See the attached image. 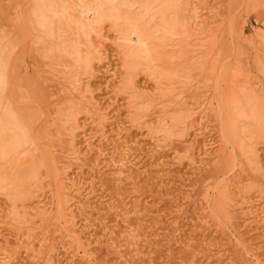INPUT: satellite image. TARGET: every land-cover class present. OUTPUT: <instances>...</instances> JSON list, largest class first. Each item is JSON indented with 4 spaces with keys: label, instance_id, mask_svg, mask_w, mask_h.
<instances>
[{
    "label": "rangeland",
    "instance_id": "obj_1",
    "mask_svg": "<svg viewBox=\"0 0 264 264\" xmlns=\"http://www.w3.org/2000/svg\"><path fill=\"white\" fill-rule=\"evenodd\" d=\"M194 2L199 9V21L209 19L212 27H205L200 38L196 36L198 41L190 45H206L207 49L210 45L208 52L179 60H163L153 52L155 56L147 60L149 67L134 66L137 69L129 72L109 44L105 54L110 61L99 64L94 60L92 70L88 71L77 54L84 48L82 36L63 33L58 27L53 28L52 34L47 33L41 25L36 0H0V59L5 68L0 69L6 79L2 105L10 107L24 125L28 141L24 154L28 163L25 161L27 165L24 163L20 171L35 175L31 181L35 183L27 184L26 193L18 196L15 203H7L5 191L0 192V204L6 213H11L8 219H12H5L6 223L0 225V251L11 257V264H264V198L260 195L264 174L248 171L249 178L256 181L250 185L247 175L238 178V172L231 171L227 162L235 151L240 164L246 166L244 153L239 152L241 146L264 144V53L253 49H258L257 36L264 33V0ZM181 4L180 12L185 11L184 16L190 17L185 2ZM255 7L258 12L253 13ZM56 10L62 12L61 5L57 4ZM247 12L252 14L246 22L243 13ZM159 24L157 21L151 31ZM211 28L218 30L215 37ZM104 29L106 33L110 31L111 40L118 37L112 33L110 22L104 24ZM92 38L95 40V35ZM174 39L179 42L177 37ZM168 64L177 70L173 76L167 75ZM107 65L111 74L105 75ZM128 73L132 74L127 82L112 78L113 74ZM158 76L164 86L157 90L153 78ZM232 76L240 82L228 93ZM79 79L83 87L89 84V89L78 96L72 92V96H85L99 104L108 120L105 131L91 125L87 116L77 111L75 102L70 101L73 97L64 94L58 85L66 82L68 87ZM130 81L145 91V97L156 98L159 107H167V116L162 115L173 117L170 124L178 126L176 132L159 134L167 139L164 146L154 145L146 129L148 120L136 127L128 122L127 95L118 91ZM188 97L185 110L181 102ZM249 99L259 103L258 111H251L254 107L250 108ZM231 100H240L241 106L230 118L225 115V105ZM203 108L208 117L204 129L195 132L196 129H190L191 114ZM2 117L0 112V120ZM73 123L78 140L74 150L83 161L80 167H72L70 175H81V183L88 188L83 191L86 198H77L76 203L84 211L75 212L77 217L70 218L76 219L69 229L80 237L81 246L75 235L66 232L64 223L57 220L56 209L59 196L55 169L61 172L75 153L67 136V131L74 129ZM239 124L241 131L235 127ZM231 131L234 138L229 140L227 132ZM196 133L201 137L194 144L195 165L188 155ZM261 165L264 169V160ZM253 166L254 163L248 168ZM235 179H240L242 192L233 191ZM226 189L234 203L226 201L223 205L236 208L229 211L230 223L220 203ZM38 198L49 206L46 213L52 214L45 221L34 216ZM242 203L254 205L252 210L259 209L260 218L247 216L250 210ZM8 221L26 229L33 225L41 227L36 234H46L53 247L42 250L41 258L29 256L25 244L17 245L11 232L2 230ZM34 250L41 252L37 246Z\"/></svg>",
    "mask_w": 264,
    "mask_h": 264
},
{
    "label": "bare ground",
    "instance_id": "obj_2",
    "mask_svg": "<svg viewBox=\"0 0 264 264\" xmlns=\"http://www.w3.org/2000/svg\"><path fill=\"white\" fill-rule=\"evenodd\" d=\"M183 2H185V7H187V11L190 12V15H191L190 17L189 16L185 17L184 15L186 12L185 11H184L185 13L182 11L180 12L179 10V8H181L179 7V4L181 3L183 4ZM195 2L194 0H55V1L54 0L53 1L36 0V3L39 7L38 16L42 18L41 25L47 30L46 31L47 33L52 34L53 28L58 27L59 30L62 29L64 31L63 33H69L72 35H75L77 33L76 35L82 36L81 39L83 41H81L82 42L81 44L84 48L80 49V52H77V54L79 56V59L82 61V63H86L87 65L86 67L89 69L88 71L92 70L93 68L92 65H93L94 60H98L99 64L100 63L106 64L107 60L110 61L108 57H106V54L108 52L107 44H109L113 46L114 49H116L115 51L117 53V57L119 61L122 62L124 67H126L125 69H127V71L129 72H131L132 70L134 71V69L136 70L137 66L147 65V67H149L150 66L148 65L149 61L147 62V60L153 58L154 54L157 56L158 54L161 55V58H163V60L171 59V58H176L179 60V59H186L189 56L191 57L192 54L194 53L202 52L204 54L208 52L210 45L208 49L206 48L207 47L206 45H193V46L190 45L193 43V41H198L197 37L199 36L200 38L201 36L200 32L203 31L205 27H206V30L208 29V27L209 28L210 26L212 27V23L209 19L199 21L201 20L200 17L198 16L199 12H197L199 11V9L196 6ZM57 4L61 5L62 12H58L59 10L58 11L56 10ZM262 6L264 8V3L262 4ZM259 9H260L259 11H261V8ZM251 11L253 13L258 12V9H256L255 7ZM250 13L251 12H247L246 14L243 13L244 14L243 20L247 22L249 19ZM157 21H160V24L152 32L151 30H153L152 28L156 24ZM107 22L111 23L112 29H113L111 31L114 35L116 34L118 36L117 38L115 37L114 39L111 40V38L109 37L110 31H107V33L105 32L104 24ZM217 31L218 30H216L215 28H211L210 33H212V36L215 37L214 34L217 33ZM93 35H95V40H93L92 38ZM174 37H177L179 39V42L175 43L176 39H174ZM257 37L259 38V41H260V43L257 42L259 44V47L258 49H255V48L253 49L255 52L256 51L258 53L260 52L262 55L264 53V33L261 32V34H259V36ZM95 41H97L100 45L96 46ZM253 44L255 45L256 41ZM71 45L73 44L71 43ZM189 45L191 49H189ZM159 47H161V49L158 51ZM103 52L104 54H102ZM93 57H95V59ZM145 61L147 63H144ZM170 66L171 64L167 65V70L170 71L167 75L173 76L175 71L177 72V70H175L172 66L171 67ZM1 67L4 68L2 61L0 59V68ZM106 68L107 70L104 69L106 71L105 75L109 74L110 73L109 71H111L109 70L110 67L108 65ZM147 70L149 72V69ZM91 74L93 73L91 72ZM131 74L130 73L125 74V75L120 74L119 76H117L116 74H113V76L112 75L111 76L112 78L117 77L118 80H120L121 82L122 81L127 82V80L129 79L128 77L131 76ZM88 78L91 79L90 77ZM164 79L165 78H163V80ZM5 80H4V75L2 74V71L0 69V112H3V117L0 120L1 121L0 122V192L5 191L4 194L3 193L1 194H3V196L7 198V199L5 198L7 203H10V202L15 203L16 198L18 196H23L26 193V190H27L26 186L27 184L30 185V182L35 178L34 177L35 175L26 174V173L22 174L20 171L22 166H24V163L25 165H27L25 161H27L28 163L27 157L25 156L26 153L24 154L25 147L28 145V141H27V136L25 135V132H24V125H22L21 121L18 120V118L14 115L10 107L4 108L5 105L4 106L2 105L4 86L6 84ZM153 81H154L153 83L157 85V87L155 88L157 90L160 88V86H164L159 76L158 78L157 77L153 78ZM230 82L231 84L229 86L230 88H228L229 89L228 93L233 91V89L239 84L240 81L237 76H232L230 79ZM66 84H67L66 82H63V83H59L58 85L60 86L64 94H66L67 96L73 97L71 100L70 99L69 100L72 102H75L74 104L76 105V108L78 106L77 111L84 113L87 116V118L91 121L90 122L91 125L93 124L100 131H105L108 120H106V112L100 111L101 109H99L98 107L99 104L93 103L94 101L93 99L89 100L87 99L88 97L86 98L85 96L81 99H77L78 97L76 98V96H72V92L77 94V96L84 94V92H86L89 89L88 88L89 84L83 87L82 80L80 79L71 83V85L68 87L66 86ZM135 85L136 84L134 82L130 81V83L128 82V84H125L122 87H120L118 91V93H123L127 95L125 102L127 105L126 109L129 111L128 112L129 113L128 122L132 125H135L134 127H136V126L143 125V124L145 125L146 123L145 121L148 120L149 123H146L147 125L146 129L149 132L154 145L160 147L161 145L164 144L165 140L167 139H165L166 138L165 136L163 135L160 136L159 134L161 132L173 133V132H176L179 128L175 124L174 125L170 124V122L173 120V117H164L162 115L163 113L165 115L167 114V107H159L160 103H158L159 101H157L156 98L154 99L152 98V96L150 98L145 97L144 95L145 91L140 88H137L136 87L137 85L136 86ZM55 86H56V83H55ZM187 100H185L184 102H181V104L183 103L182 105L186 106L185 110L189 106L188 102L190 98ZM250 101H249L251 104L250 108L252 109L254 107L251 111L252 112L258 111V109L260 108V105H258L259 103H257L256 100H250ZM70 105L72 106L73 104L71 103ZM225 106H226L225 108L226 114L225 113L224 114L227 115V117L231 118V116L241 106V101L231 100ZM191 110L194 111V109H191ZM204 110L205 109L203 108L202 110H199L200 112L197 110L196 112H192L191 114V116L193 117L191 119L193 120V124L190 126V129H194V130L196 129L195 132L198 130L201 131V129H204L203 126H205L204 125L205 119L208 117L206 114V111ZM72 112L73 111L69 113H72ZM257 116H258V113H257ZM258 117L259 119L261 118V116H258ZM260 121L259 123H261ZM233 123L234 125H236L235 121H233ZM73 125L74 123L72 124V127H74ZM235 127L241 131V128H242L241 124H239L238 127L237 126ZM67 129H69V126L67 127ZM72 130L69 129L67 131L68 132L67 136L70 137L69 140L71 141L73 151L75 152L74 148H76L75 146L78 141L76 137L77 135L75 133L77 128L74 127V129ZM187 130L189 131L188 128ZM225 131H229V130L225 129ZM232 134H233L232 131L231 133L227 132V138L229 140L230 139L232 140L234 138ZM235 136H236V133H235ZM200 137H201L200 133L193 134V137H192L193 142L190 143V146H189L190 154L188 155L189 157L188 159H190V162L195 161L194 160V148H195L194 144H196L197 139ZM86 142H87V139H86ZM206 144L204 145V148H203L205 149V151L208 146V144L207 145ZM263 145H261V143H256V144L255 143H245L241 146L239 152L244 153L243 156L246 160L245 162L247 163L246 166L245 165L242 166L240 164L237 158L238 157L237 154L234 153L235 151L233 152V154L231 153L228 156V159H227L228 167L231 169V171L234 170V172L235 171L238 172V176L236 175L238 178L244 175H247L246 177L249 178V175H250L249 172L254 171V170L255 171L257 170L259 172L262 171L264 174V169L260 168V166H262L261 165L262 161L264 160V146ZM89 146L90 145H88V147ZM260 148H263V151H261L262 149L260 150ZM120 155H121L120 156L121 158H124L125 156L122 154ZM201 157H204V156H201ZM81 160H82V157H81ZM81 160L78 156V151L76 150V152L71 155L70 157L71 163L68 164V166L64 165L63 168L61 169V172L56 171L58 169H55L56 178H57L56 183L58 185L57 191H58V196H59L58 206L56 209L60 217V218L58 217L57 220L59 221L60 219L64 223L63 225H65L64 227H66L64 229L66 230V232L68 231L69 233L71 231L69 228L73 227L72 222L73 220L75 221L76 219L74 218L71 221L70 218H73V215H75L76 211L82 212L83 210L82 209L83 207L81 205L76 206V203L78 202L77 200L81 198H86L85 196H83V191H85V189L88 188L85 183L84 184L81 183V179H80L81 175L79 176V174L75 172L73 173V175H70L71 174L70 172L74 165H77L78 167H80L79 164L82 163ZM252 163H254V166L248 168V166H251ZM193 164L196 165L197 163L193 162ZM263 181H264V178H263ZM247 182L250 185L256 184V181H254V179L252 178H249ZM31 183L34 184L35 182H31ZM240 184H241L240 179L236 180V184H234L235 186L233 187V191L236 190L238 192H242L243 188L240 187ZM260 190H261L260 195L261 196L263 195L262 197L264 198V190L262 189ZM228 191H230V189ZM225 192H226V195L224 194L223 197L221 196L222 198L220 200L221 201L220 203L222 204L221 211L224 217L226 218V220L227 221L229 220V223H230L231 218L229 214L231 213L229 211L231 209L233 210L236 208L235 206H233L232 208V205L228 207H225L223 205L224 202L226 203V201L229 202L230 204L234 203V199H231L228 196L227 189ZM37 200L39 201H37L38 205L35 209L34 216L38 220L41 219L42 221H45L46 218L51 217L52 214L49 215L46 213L47 212L46 208L48 206L46 203H43V201L40 200V198H38ZM241 205L246 206L245 208H248V210H250V212L247 213V216L259 217L264 213V212H261L262 214H259L260 213L258 211L259 209L256 211L252 210V208L255 206L254 205L252 207L247 206V205H250L249 203H242ZM8 207L9 206L7 205V208ZM10 214H11L10 212L6 213V209L3 208V206L0 204V225L6 223V222L5 223L3 222L5 219H8ZM74 217H77V215H75ZM261 219L264 222V214L262 215ZM8 220H12V219H8ZM33 227L34 225L32 226V229L31 227L26 229V228H23V225L16 226L15 224L9 222L7 225H4L2 227V230L10 231L11 237L15 239L16 244L17 245L25 244V249H27V254L31 257L36 258L42 255L43 253L42 250H45L46 247L50 246L52 248L54 243L50 242V240L45 236L46 234H44L42 237H38L39 235L36 234V230L38 228H33ZM38 230L41 231V227H39ZM74 233L71 232L70 234H73L72 236L75 235L74 239L80 245L81 239L78 235H76L77 233L76 234ZM6 238L8 239V237ZM69 238H72L71 235L69 236ZM72 242L74 241L72 240ZM76 242H74V244ZM36 246L39 247L41 252H37V250H34ZM10 259L11 257L9 255H4L3 252L0 251V264H8V263L11 264Z\"/></svg>",
    "mask_w": 264,
    "mask_h": 264
}]
</instances>
